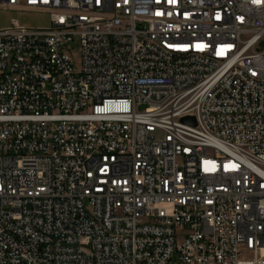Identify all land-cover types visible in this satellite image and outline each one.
<instances>
[{
  "label": "built area",
  "instance_id": "1",
  "mask_svg": "<svg viewBox=\"0 0 264 264\" xmlns=\"http://www.w3.org/2000/svg\"><path fill=\"white\" fill-rule=\"evenodd\" d=\"M0 7V264H264V0Z\"/></svg>",
  "mask_w": 264,
  "mask_h": 264
},
{
  "label": "rangeland",
  "instance_id": "2",
  "mask_svg": "<svg viewBox=\"0 0 264 264\" xmlns=\"http://www.w3.org/2000/svg\"><path fill=\"white\" fill-rule=\"evenodd\" d=\"M13 19L27 27H44L51 23L50 15L46 12L0 7V28L9 26ZM139 109L142 110L143 107Z\"/></svg>",
  "mask_w": 264,
  "mask_h": 264
},
{
  "label": "water",
  "instance_id": "3",
  "mask_svg": "<svg viewBox=\"0 0 264 264\" xmlns=\"http://www.w3.org/2000/svg\"><path fill=\"white\" fill-rule=\"evenodd\" d=\"M184 121H188V122H193V124H195V120L193 117H185L183 118Z\"/></svg>",
  "mask_w": 264,
  "mask_h": 264
},
{
  "label": "snow or ice",
  "instance_id": "4",
  "mask_svg": "<svg viewBox=\"0 0 264 264\" xmlns=\"http://www.w3.org/2000/svg\"><path fill=\"white\" fill-rule=\"evenodd\" d=\"M255 3H259L260 0H254ZM232 167H235V165H232Z\"/></svg>",
  "mask_w": 264,
  "mask_h": 264
}]
</instances>
